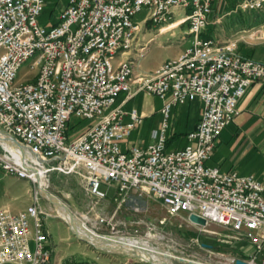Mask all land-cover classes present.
<instances>
[{
  "label": "built area",
  "instance_id": "1",
  "mask_svg": "<svg viewBox=\"0 0 264 264\" xmlns=\"http://www.w3.org/2000/svg\"><path fill=\"white\" fill-rule=\"evenodd\" d=\"M220 1L66 0L55 20L41 24L37 17L46 0H0V172L25 179L30 198L17 211L0 208V264L49 262L44 220L56 215L70 221L40 199L41 193L49 198L52 172L80 174L98 200L106 196L100 183L110 184L120 195L118 205L145 190L170 214L185 211L204 218L205 225L196 224L200 228L215 223L230 229L251 247L248 259H241L264 264V183L208 162L236 113L237 99L250 82H264V62L238 53L235 39L202 36ZM263 6L264 0H237L234 10ZM173 9L183 14L169 19ZM141 11V20L133 19ZM148 22L159 25L145 39ZM184 22L190 43L152 71H136L148 43ZM29 58L33 72L15 82ZM131 81L161 100L160 119L152 141L122 148L121 140L143 118L135 109L113 105ZM194 98L202 102L194 127L185 133L183 146L167 148L171 108ZM130 209L137 212L139 206ZM80 216L94 234L109 225L106 235L112 237H117V222L132 219Z\"/></svg>",
  "mask_w": 264,
  "mask_h": 264
},
{
  "label": "rangeland",
  "instance_id": "2",
  "mask_svg": "<svg viewBox=\"0 0 264 264\" xmlns=\"http://www.w3.org/2000/svg\"><path fill=\"white\" fill-rule=\"evenodd\" d=\"M65 1L66 0H46L43 10L37 17L38 22L45 24L48 21L55 20L56 14ZM222 10L223 11H220V14L217 16L220 20L214 25L217 30H214L212 26L210 27V25L213 24L208 25L205 30V32H211L213 38L217 42H223L225 39H232L234 32L242 30L247 26L245 20L242 19L244 18L243 13L237 11L238 13L235 14L234 11H230L229 5L224 8L222 7ZM143 14L144 12L141 11L135 14L133 19L140 21ZM182 14V10L173 9V13L169 19L179 17ZM245 17L248 18V16ZM236 23L237 26H235ZM175 24L176 22L172 25ZM157 25H159L158 22H148L146 24L145 29L148 35L152 36L156 33ZM223 28H226L224 31H227L229 34L223 35ZM185 29L187 30V22L176 27L173 33L168 31L155 36L154 39L148 43L143 57L140 58L139 62L141 68H149L160 61L171 59L175 50L179 48L184 39L190 37ZM148 37L145 39H148ZM31 60L32 58L27 59L19 67L15 82L25 79L33 72V68L29 67ZM139 98L140 96H136L133 101L136 103ZM114 104L116 103L114 102L113 105ZM179 106L180 104H177V110ZM174 114L173 106L168 118L169 126H171ZM76 120V117H71L70 119L72 122ZM86 121L87 120L83 119L81 123L84 124ZM151 124L148 120L147 122H141L136 125L130 134L121 140V147L125 148L129 144L145 145L152 141L153 139L150 135ZM71 136L74 135L71 133ZM181 141V139H177L176 137L171 138L168 140L166 146L167 148H173L180 145ZM49 180L48 192L51 193L52 196L46 198L44 193H41L40 199L46 206L52 209V213H54V211L59 212L58 210H69L68 212L70 213L76 212L77 216L83 214L88 216L90 221L100 215L107 219H113L114 221L117 217L129 215L132 218L130 221L116 223L114 229L115 236L147 239L149 244L159 249L169 251L174 256L191 259L203 264H229V259L232 257L248 259V253L251 247L248 244H244L242 240L234 238L230 229L215 223H209L204 228H200L188 220V214L185 211L170 214L161 200L153 197L145 190H142L140 194L130 196L127 200L118 205L120 195L110 184L104 182L100 183L99 188L104 191L106 196L98 200L85 189L86 182L80 174H57L52 172L49 174ZM42 182H45V180L43 179ZM2 186L7 187L9 191H4V194H1L2 191H0V204L8 202L14 208L25 207L28 204L30 198L27 192L28 189L26 190V188H28L29 183L26 186L25 179H15L13 175L6 174L4 177H0V187ZM62 204H64L65 207ZM131 204L139 206V211H131ZM58 214L60 215V213ZM52 216V218L47 217V220L50 219L51 222L54 223L56 215ZM51 229L52 227L50 230ZM97 232L100 234H109L111 229L109 225L103 224L99 226ZM117 246L121 249L130 251L123 246ZM130 252L138 259L148 262L147 259L142 258L134 253V251ZM162 260H167L170 264H193L174 258H164Z\"/></svg>",
  "mask_w": 264,
  "mask_h": 264
},
{
  "label": "crops",
  "instance_id": "3",
  "mask_svg": "<svg viewBox=\"0 0 264 264\" xmlns=\"http://www.w3.org/2000/svg\"><path fill=\"white\" fill-rule=\"evenodd\" d=\"M236 1L221 0L220 5L214 7L209 15L208 25L213 24L210 27L212 26L214 30H217L214 25L220 20L217 16L220 11H223L222 7L229 5L230 11L237 14L238 12L234 10ZM239 12L243 13L244 18L242 19L245 20L247 26L234 32L232 39L236 40V50L242 55L264 62V6L257 11ZM175 28L169 32L173 33ZM224 30L226 28L222 29V31ZM185 31L187 32L186 29ZM226 34L229 33L224 31L223 35ZM148 36H150L148 32H144L143 37L147 38ZM190 41L191 37L184 39L179 48L175 50L172 58L176 57ZM121 57H116V60ZM141 57L137 59L135 66V70L139 72L152 71L161 62L149 68H141L139 62ZM136 96H140V98L135 103L133 100ZM115 103L120 104L126 110L135 109L141 113L143 116L142 123L148 120L150 124L152 123L150 131L157 126L161 100L143 90H137L132 81L128 92L122 91L116 95ZM176 106H174L175 114L168 129V139L175 137L181 139V144L176 146L181 147L185 143V133L194 127L198 119L202 102L200 99L194 98L180 104L178 110ZM208 162L219 166L222 170L251 174L264 183V82L257 80L250 82L244 93L237 99L236 113L232 121L220 132ZM5 175L0 172V177ZM14 178L16 179V177ZM25 183L27 186L26 180ZM26 190L29 194V186ZM0 191H2L1 194H4V191L9 190L2 186ZM0 208L17 211L24 207L14 208L8 202H4L0 204ZM54 214H58V212L54 211ZM55 218L54 223L47 218L44 220L48 231L47 242L51 252L47 264H84L86 262L93 264H157L142 261L130 251L121 249L112 243H102L98 239H94L91 234L80 232L78 230L80 221H85L81 216L74 218L69 223L59 216Z\"/></svg>",
  "mask_w": 264,
  "mask_h": 264
},
{
  "label": "bare ground",
  "instance_id": "4",
  "mask_svg": "<svg viewBox=\"0 0 264 264\" xmlns=\"http://www.w3.org/2000/svg\"><path fill=\"white\" fill-rule=\"evenodd\" d=\"M176 23H177V21H176ZM162 30H164V29H162ZM39 181L42 183L43 178L39 177ZM58 211H59L58 213H60V215L63 218H69L70 219V213L68 212L69 210L68 211L67 210L66 211L65 210L64 211L58 210ZM83 216L87 217L84 214H83ZM88 229L89 228L86 225V223L83 222V221H80L78 230L80 232H84V233L86 232L87 233ZM99 237L100 238H104V235L100 234ZM107 242L112 243V244H114L116 246L117 245H120L121 247L123 246V247H125L126 249H128L130 251H134V253L138 254L142 258L153 260V261H160V260H162L164 258H167L168 256H174L169 251L159 249L156 246L154 247L153 245L149 244L147 239H143V238L142 239H138V238H134V237H122V236H120V237H110V241H107Z\"/></svg>",
  "mask_w": 264,
  "mask_h": 264
},
{
  "label": "water",
  "instance_id": "5",
  "mask_svg": "<svg viewBox=\"0 0 264 264\" xmlns=\"http://www.w3.org/2000/svg\"><path fill=\"white\" fill-rule=\"evenodd\" d=\"M44 192H45V191H44ZM45 193H46L49 197L52 196V194L49 193V192H47V191H46ZM62 205L65 207L64 204H62ZM69 213H70V212H69ZM187 218H188V220H189L190 222H192V223H194V224H197V225H205V224H206L205 219L202 218V217H200V216H198V215L195 214V213H189V214L187 215ZM73 219H74V217H73L72 213H70V221H69V222H71ZM87 233L91 234L92 237H93L94 239H98V240H99L100 242H102V243H109V242H107V241H110V237H112V236H109V235L103 234V235H104V238H100V237H99L100 234H94V233H92V232L89 231V230L87 231ZM111 239H112V238H111ZM167 258H174V259L182 260V261H185V262H188V263H193V264H203V263L195 262V261H193V260H191V259H186V258L179 257V256H168ZM147 261H148L149 263L170 264L167 260L153 261V260H149V259H147ZM234 264H251V263H249V262H247V261H245V260H243V259L237 257V258L234 260Z\"/></svg>",
  "mask_w": 264,
  "mask_h": 264
},
{
  "label": "trees",
  "instance_id": "6",
  "mask_svg": "<svg viewBox=\"0 0 264 264\" xmlns=\"http://www.w3.org/2000/svg\"><path fill=\"white\" fill-rule=\"evenodd\" d=\"M202 36L206 37V36H208V34H207L206 32H203V33H202ZM168 140H169V139L166 140V145H167ZM243 243L246 244L245 242H243Z\"/></svg>",
  "mask_w": 264,
  "mask_h": 264
}]
</instances>
